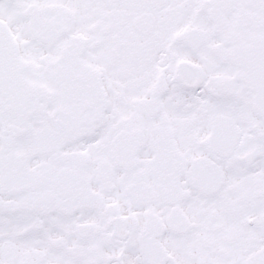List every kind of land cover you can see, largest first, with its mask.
<instances>
[{
    "label": "snow or ice",
    "instance_id": "snow-or-ice-1",
    "mask_svg": "<svg viewBox=\"0 0 264 264\" xmlns=\"http://www.w3.org/2000/svg\"><path fill=\"white\" fill-rule=\"evenodd\" d=\"M0 264H264V0H0Z\"/></svg>",
    "mask_w": 264,
    "mask_h": 264
}]
</instances>
